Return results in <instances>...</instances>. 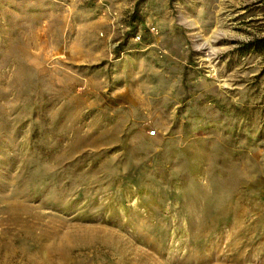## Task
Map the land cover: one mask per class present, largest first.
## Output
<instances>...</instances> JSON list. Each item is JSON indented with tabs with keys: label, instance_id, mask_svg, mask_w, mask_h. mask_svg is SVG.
Instances as JSON below:
<instances>
[{
	"label": "rangeland",
	"instance_id": "rangeland-1",
	"mask_svg": "<svg viewBox=\"0 0 264 264\" xmlns=\"http://www.w3.org/2000/svg\"><path fill=\"white\" fill-rule=\"evenodd\" d=\"M0 264H264V0H0Z\"/></svg>",
	"mask_w": 264,
	"mask_h": 264
},
{
	"label": "built area",
	"instance_id": "built-area-1",
	"mask_svg": "<svg viewBox=\"0 0 264 264\" xmlns=\"http://www.w3.org/2000/svg\"><path fill=\"white\" fill-rule=\"evenodd\" d=\"M150 30L153 31L154 28L152 27V28H150ZM139 38H140V35L139 34H136L135 39L138 40ZM153 133H154V131H152V133H150V134H153Z\"/></svg>",
	"mask_w": 264,
	"mask_h": 264
}]
</instances>
